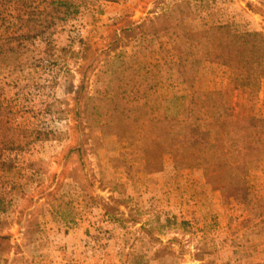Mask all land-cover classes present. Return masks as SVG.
<instances>
[{"label": "rangeland", "instance_id": "obj_1", "mask_svg": "<svg viewBox=\"0 0 264 264\" xmlns=\"http://www.w3.org/2000/svg\"><path fill=\"white\" fill-rule=\"evenodd\" d=\"M177 5L191 31L264 32V0H0V158L11 161L0 170V236H9L0 264H264V207L246 205L264 197V158L246 173V197H234L200 159L177 165L152 145L143 151L148 137L100 127L86 100L106 107L121 93L106 89L118 86L119 65L106 66L112 45L142 72L181 62L197 98L229 86L230 70L200 50L178 59L161 40L139 52L149 35L124 30L127 20L150 28ZM154 83L153 102L188 89ZM253 113L264 119V78Z\"/></svg>", "mask_w": 264, "mask_h": 264}, {"label": "trees", "instance_id": "obj_2", "mask_svg": "<svg viewBox=\"0 0 264 264\" xmlns=\"http://www.w3.org/2000/svg\"><path fill=\"white\" fill-rule=\"evenodd\" d=\"M180 11L177 5L169 13L147 20L151 26L146 29L145 25L134 26V22L127 20L124 30L131 34L136 29L145 30L143 34L149 35L146 46L135 45L139 52L152 50L161 40L167 41L169 56L178 59L194 49L200 50L206 60L230 70L226 89L197 98L191 92L194 77L184 71L181 62L177 65L175 61L169 62L176 66L167 70L155 66L142 72L135 55L118 53L112 45L115 55L107 60L106 66L119 65L113 72V81L118 86L109 84L106 89H121V93L111 97L106 107L102 106L106 98L88 96L86 100L97 102L92 109L100 127L114 129L112 132L123 138L148 137L150 145L141 146L143 151L154 146L172 154L177 165L200 159L219 189L235 192L234 197L245 192L246 197V173L264 158V119L258 120L253 113V103L264 78V32L241 31L229 24L191 31L179 21ZM159 79L188 89L173 98L153 102L150 93ZM158 109L164 111V117L152 118L151 112ZM131 124L136 127L133 131ZM1 159V171L11 167V161ZM263 201L264 197H260L253 203L246 197V205L252 208L264 207ZM4 205V197L0 195L1 212L5 211ZM7 239L9 236H0V244ZM1 249L9 250V246Z\"/></svg>", "mask_w": 264, "mask_h": 264}]
</instances>
